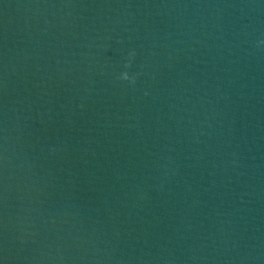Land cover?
I'll list each match as a JSON object with an SVG mask.
<instances>
[{"label":"water","instance_id":"95a60500","mask_svg":"<svg viewBox=\"0 0 264 264\" xmlns=\"http://www.w3.org/2000/svg\"><path fill=\"white\" fill-rule=\"evenodd\" d=\"M0 264H264V0H0Z\"/></svg>","mask_w":264,"mask_h":264}]
</instances>
